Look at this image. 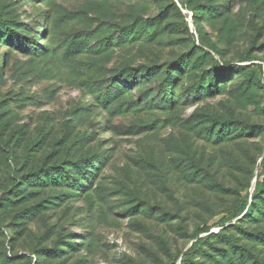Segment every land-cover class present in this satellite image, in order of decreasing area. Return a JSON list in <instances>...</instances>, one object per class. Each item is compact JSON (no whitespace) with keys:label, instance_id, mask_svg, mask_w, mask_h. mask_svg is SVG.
Wrapping results in <instances>:
<instances>
[{"label":"rangeland","instance_id":"rangeland-1","mask_svg":"<svg viewBox=\"0 0 264 264\" xmlns=\"http://www.w3.org/2000/svg\"><path fill=\"white\" fill-rule=\"evenodd\" d=\"M0 264H264V0H0Z\"/></svg>","mask_w":264,"mask_h":264},{"label":"trees","instance_id":"trees-1","mask_svg":"<svg viewBox=\"0 0 264 264\" xmlns=\"http://www.w3.org/2000/svg\"><path fill=\"white\" fill-rule=\"evenodd\" d=\"M6 29L8 31L7 32V35L16 36L17 29L15 27H13L11 25H7L6 26ZM237 68H239V66H237ZM166 89H168V90L171 91L172 90V86L171 85L166 86ZM253 206H254V203L252 202L250 204V207H249L248 211L244 214L245 216H247V215L250 216V215H252L254 213ZM245 209H246V203H243L242 208L239 211V214L240 215L243 214L244 211H245ZM206 230H207V228H201L200 229V231H206ZM198 235H199V232L196 233V236H198ZM205 243H208L207 242V238L206 237L205 238L204 237L200 238L198 236L197 237V240L194 241L190 245V247L187 249V251L183 253V259L182 260H184V261H190V260H192L193 257H194V255H195V253H197L199 250H201L203 248V245H205Z\"/></svg>","mask_w":264,"mask_h":264}]
</instances>
